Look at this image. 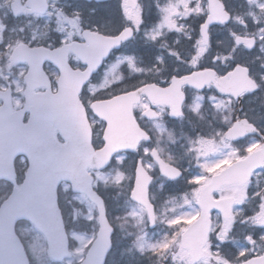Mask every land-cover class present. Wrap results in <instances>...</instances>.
Masks as SVG:
<instances>
[{
  "label": "flooded vegetation",
  "instance_id": "obj_1",
  "mask_svg": "<svg viewBox=\"0 0 264 264\" xmlns=\"http://www.w3.org/2000/svg\"><path fill=\"white\" fill-rule=\"evenodd\" d=\"M28 1L30 0H18V4L14 9H12V4L15 0L9 3L10 19L8 23L21 17L35 15L31 12L36 9L37 3L35 0H31L27 5ZM219 1L223 3L225 10L230 14L228 22H215L204 28L206 19L209 16L208 0H200L203 11L197 14L189 11L183 14L180 21L168 32L167 51L159 54L157 52L155 59L140 63L143 67L140 71L136 70V81L133 88H128L113 95L95 94L92 96L89 89L98 76L95 75L82 88L80 98L92 127L93 146L95 149H99L104 145L105 122L93 115L90 108L91 103L111 98L123 92L138 90L145 85L158 86L155 90H150L149 94H140L138 102L133 106L136 122L148 138H141L139 148L134 152L122 151L116 153L106 169L92 171L94 174L103 173L110 171L117 165L120 172L124 173L126 177L122 180L123 190L127 193V197L125 196L126 202L136 205L130 200L131 188L134 183L137 162L142 161L143 168L152 177L148 187V196L156 216L157 210L171 207L170 201L174 195L188 196L190 190L193 188L195 192L197 187H199L200 193L213 176L220 174L231 164L253 155L254 162L259 163V165L251 173L249 181L243 184L238 183V181L226 184L212 193L215 200L233 199L232 211L229 216L231 218L230 227L228 226L229 217H224L221 211L212 210L209 213L212 225L216 227L213 233L210 234L209 243L214 241L221 246H228L230 242L238 240L241 227L249 228L251 230V232L249 230V234L254 236L257 241L264 237V223L257 222L264 220V8L261 11L256 10V4L261 3L264 6V0ZM72 2L75 3H72L74 5L73 11L77 15H84V18L90 15L89 12L85 13V10L89 8L94 10V8H101V6H107L105 8L108 9L111 4L110 1L101 4L86 0H72ZM58 4L61 5V2H58ZM50 5L51 0H47V12ZM15 12L17 14H14ZM71 24L65 31L66 33H72L67 44L85 43L83 33L86 29L101 32L89 26L77 30L78 27L76 29ZM121 30L117 33L104 32V34L117 35ZM205 31L208 33L206 41L203 40ZM58 36L56 44L53 46H47L45 43L30 46L55 49L60 46V38H62L61 35ZM245 41H254V45L248 47ZM173 53H177L178 56ZM164 54H168V56L163 57ZM158 57L161 59H157ZM225 57L227 59H224ZM68 59L73 69H85V65L73 53H68ZM236 64L246 67L248 77H251L259 85L255 91L239 97L233 96L229 99L228 96L217 91L214 84H205L202 88L182 84L180 86V91L183 93L182 116L172 115L168 104H164L161 111V106L155 103L156 97L160 94V89L167 88L172 77H186L207 69H212L215 73L223 75ZM22 65L26 67L22 77L24 91V75L29 67L26 64ZM42 69L56 89L55 85L59 83L61 78L59 69L50 61H45L42 64ZM210 75L212 76V73ZM53 77H55L54 81L52 80ZM36 91H43V88H38ZM13 95L14 91L12 89V99L15 104L16 99ZM20 97L17 96V99L20 101L23 99L24 102V97ZM221 102H223V106L217 108L216 105ZM0 103H2V100H0ZM197 104L199 109L194 110ZM156 112L159 115H151V113ZM245 120L249 124L255 125L256 131L245 130L246 125L237 123ZM230 129L236 131L235 138H229L227 135ZM58 139L62 142L61 137H58ZM201 139L206 142L210 141L211 144L201 145ZM214 145L219 146L218 150H210ZM145 149L149 150L147 154ZM202 151H205L206 155L201 154ZM153 152L157 154L160 160L178 169L181 173L180 177L169 179L163 176ZM183 152L185 161L179 162V154ZM186 152L190 157L189 161ZM195 155L197 157L193 160ZM21 160L26 161L22 157L16 159L17 162H21ZM222 161L224 162L221 163ZM216 163H219L220 167L214 172H208L204 167ZM235 176L240 180V176L243 175L236 174ZM194 177H203L199 185L194 184ZM94 181L96 182L95 189L97 193L107 204L104 193L107 187L101 182L98 183L96 177H94ZM64 185L68 184L63 183L62 189L65 188ZM68 189H70V185L67 186V191ZM240 190L247 191L249 197L246 200L239 199ZM199 193L195 192L197 200H199ZM196 208L200 209L198 205ZM219 236H224V239H220ZM248 237L250 236H247V241L251 243ZM231 252H236L235 247L231 248ZM263 253L264 248L258 253L250 254L248 258Z\"/></svg>",
  "mask_w": 264,
  "mask_h": 264
},
{
  "label": "rangeland",
  "instance_id": "obj_2",
  "mask_svg": "<svg viewBox=\"0 0 264 264\" xmlns=\"http://www.w3.org/2000/svg\"><path fill=\"white\" fill-rule=\"evenodd\" d=\"M11 1H0V89L11 86L15 99L17 96H21L20 98L23 96L22 77L26 71L25 66L9 62L8 59L17 42L29 45L45 43L47 46H53L56 44L58 35H61L62 38L68 36L69 33L65 31L67 27H70L72 21L75 23L71 25H74L73 27L76 29L78 27L77 30L89 26L107 33H117L124 26H131L135 31L134 38L111 57L89 89L92 96L95 94L106 95L107 92L127 90L132 87L129 85L131 82H134L132 85L135 84L136 70L140 71L143 67L140 65L142 60L137 56V52L141 54L144 51L145 59H151L153 50L154 52L160 50L165 53L168 49V32L180 21L183 14L189 11L197 14L203 11L200 0H135L138 2L136 9L127 7L125 5L126 0H115L109 7H113L115 10L117 8L119 14L115 10L111 12L104 10V14L106 13L104 16L102 14L95 16L98 12L95 8L94 10L89 8L85 10V13L89 12L90 15L84 18V15H77L73 11L72 0H51L50 9L46 14L21 17L8 23L10 19L9 3ZM58 2H61V5ZM121 3H123V8H121ZM105 7L107 6L101 7L100 11ZM263 8V4H256L257 11H261ZM141 16L143 23H140L137 29L136 25ZM153 36H155L154 39ZM156 44L158 45L155 47ZM165 56L168 54L163 55V57ZM126 57L134 58L131 65L125 59ZM123 79H125L123 83L126 84V87L124 86L126 89L122 86L119 88L117 84L121 83L120 81ZM18 86L22 91L17 90ZM117 87L118 89H116ZM179 156V162L185 161L184 152L180 153ZM186 157L189 161L190 157L187 152ZM196 157L195 155L193 160ZM18 168L22 177L25 164L20 163ZM119 173L121 172L116 165L110 171L98 173L95 176L98 183L101 182L107 187L105 194L109 195L106 200L110 213L109 218L116 226L113 237L114 252L109 257L108 264H189V256L178 250L176 243H178L180 229L185 227L196 210V196L193 188L188 196L181 195L178 197L176 205L157 210L156 227L149 229L144 209L126 202L127 193L123 190V179L119 183L115 181ZM5 186V183L0 182V200L5 197ZM60 196L64 219L68 226L67 231L71 240V253L63 263L58 264H76L84 257L90 246L85 248L80 237H83L86 242L96 235L98 229V220H89L87 217L89 215L96 216L97 213L95 207H92L88 200L81 203L76 199L80 195H71L67 188L61 190ZM239 196L242 201L249 197L246 190H240ZM186 200L191 201V203H186ZM90 207H92L91 213ZM175 218H179V223L170 224L169 221ZM72 220L74 221L72 222ZM215 229L216 227H214ZM17 230L21 238L31 246L34 253L42 254V264H57L51 261L48 256L43 235L35 232L30 223L19 224ZM249 230L247 227H241L238 240L230 242L228 246H221L218 242H214L211 245L212 250L209 258L202 260L199 264H225L227 261L239 263L247 259L250 254L260 252L264 248V240L261 238L259 243L254 239V236L249 234ZM247 236L252 237L255 243H249ZM127 242H130V252L133 253L130 256H128L129 250L120 249V245L123 243L125 246L124 243ZM161 245H167V247L161 248ZM117 246L118 249L115 250ZM232 247H235L236 252H231ZM77 249H81L83 254L78 253ZM124 251L127 255L126 260L122 257ZM241 251H245V255L242 256Z\"/></svg>",
  "mask_w": 264,
  "mask_h": 264
},
{
  "label": "snow or ice",
  "instance_id": "obj_3",
  "mask_svg": "<svg viewBox=\"0 0 264 264\" xmlns=\"http://www.w3.org/2000/svg\"><path fill=\"white\" fill-rule=\"evenodd\" d=\"M121 8H123V3H121ZM43 11V9H41ZM75 23V21H72ZM140 23H143L142 16L137 22V29ZM132 28H125L121 33L115 37H99L97 33L84 32L83 35L91 40L94 36L99 37L103 40L102 49L97 51L95 63L99 62V56L107 54L108 49H110L114 44H119L122 40L132 36ZM72 33H69L67 37L62 38L60 46L53 49L51 47L45 48L39 46L37 48L29 47V44L17 42L12 55V62L15 63L18 60H26L30 66L29 74L32 72L40 73L42 72L41 63L45 58L56 59V57L61 54L66 47H68L67 41L71 38ZM155 36H153V39ZM208 39V33L205 31L203 34V40ZM248 47L254 45V41H245ZM86 45H80V48H86ZM19 52V54H17ZM177 55V53H173ZM81 58L89 60L90 68L94 66V62L90 59L89 53L84 51L81 53ZM129 64L133 63V57H126ZM157 59H161L158 57ZM224 59H227L225 57ZM195 66V62H194ZM212 73L211 78L193 80L190 77H172L171 82L167 88L160 89V94L156 97L155 103L161 106L168 104L171 108V114L175 116H182V104H183V93L180 91V86L184 83L194 84L195 87L201 88L205 83L209 85L215 84L217 90L229 97L233 96H243L248 92L255 91L259 87L251 77L247 76V68L241 64H236L231 70L225 72L223 75L215 73L212 69L202 70ZM243 73L246 82L242 83L239 87H234L230 77L233 73ZM152 87H158L153 85ZM18 91L22 89L17 88ZM27 99L24 103H21L19 99L15 100V108L9 107L7 111H0V123L5 126L11 123L12 126L19 130H28L33 125L36 119V110L32 103L31 96L25 93ZM217 108L223 106V102L216 105ZM199 105H195L194 110H198ZM31 110L32 116L29 117L27 123H23V114L25 111ZM151 115H159L158 112L151 113ZM237 123H242L246 125L245 130L256 131L255 125L249 124L245 121H238ZM143 135L144 139L148 137L146 134ZM229 138H235L231 135V129L227 134ZM139 137H133L126 142L116 145L111 151L105 153L103 156L99 157L96 164L91 163L90 156L86 153L82 159L78 168L73 169L62 162H57L52 166L51 171L46 178H42L40 175L42 162L40 157L34 152L31 147H16L11 153H9L10 158L13 161L12 175L7 177V183L5 186V197L0 200V264H42V254L34 253L31 246L24 241L21 236L16 232L17 222H28L31 224L32 229L45 237L49 243L50 252L54 251L56 247L63 246L66 250V245L68 241V233L65 231V221L63 216V211L61 207V196H60V182L70 181L73 191L79 192L80 196L76 197L81 203L89 200L90 197H94L90 201L92 207L97 208V215H89L87 218L89 220L97 219L101 225L100 236L104 238L105 241V251L104 256L107 255V249L111 248V225L107 221V210L104 205L102 197L95 192L90 181V173L88 168L102 167L104 164L110 162L112 153L120 148H131L133 150H138ZM211 144L210 141L206 142L201 139L200 144ZM63 147V146H62ZM219 146L214 145L210 150H218ZM23 151L27 156L28 171L22 182H17L15 178V168L14 161L16 155ZM148 149H145V153H148ZM201 154H205L202 151ZM153 156L156 162L160 164L161 172L169 179H175L179 175L178 169H172L170 165L160 160L155 152ZM222 161L221 163H223ZM208 172H214L220 167L219 163L212 164L211 166H204ZM126 178L124 173H119L115 181L119 183L120 180ZM133 179L132 177H128ZM152 177L143 168V162H137V167L134 176V183L131 188L132 198L138 200L141 205L147 207L149 218L153 223H155L156 217L152 212L151 205L147 201V191L148 184ZM203 177H194L193 182L199 185V182ZM68 185H64L65 189ZM213 188H219V184L213 185L209 188V193ZM196 193H199V187L195 189ZM211 198V197H210ZM186 203H191V201H185ZM215 206L221 208V211L226 217H229L231 202L221 203L220 201H215L213 199ZM92 207L89 208L91 213ZM202 214L200 209L195 210V213L191 215V220H196L198 216ZM258 223H264V220L257 221ZM170 224L176 225L179 223V218H175L169 221ZM231 218L228 219V226L230 227ZM220 239H224V236H219ZM264 238V237H262ZM84 247L87 248L88 245H93V241L96 240V236L88 239L86 242L83 237H80ZM251 243H255L251 237H248ZM204 242L207 243V236H204ZM94 246V245H93ZM210 246V245H209ZM161 248L167 247V245H161ZM205 251L208 249L205 248ZM81 255V249L76 250ZM242 256L245 255V251H241ZM53 259H62V254L60 256H53ZM189 264H192L189 261ZM245 264H256L255 260H248Z\"/></svg>",
  "mask_w": 264,
  "mask_h": 264
},
{
  "label": "water",
  "instance_id": "obj_4",
  "mask_svg": "<svg viewBox=\"0 0 264 264\" xmlns=\"http://www.w3.org/2000/svg\"><path fill=\"white\" fill-rule=\"evenodd\" d=\"M87 1H92V0H87ZM93 1L101 2L107 0H93ZM36 3L37 6L35 11L44 13L45 10L47 9L46 0H36ZM17 4H18V0H15V3L12 5V9H14V7L17 6ZM127 6L131 8H136L137 4L134 0H127ZM41 9H43V11H41ZM209 11H210V16L207 20V24L216 21L226 22L229 20V14L225 12L224 6L218 0H209ZM215 14H217L216 17ZM84 32H90V31L86 30ZM99 37H107V36L99 34ZM99 37L94 36L91 40H89L87 37L84 36L86 40V44L72 43L68 45V47H66L65 50L56 57V59L45 58L42 61V63L45 60H50L54 62L55 65L62 72L63 81L59 85V91L57 93L46 92L41 95H35V96L31 95L30 90H32L33 87H35V84L31 82V78H30L33 75V73L28 74L26 76V84H27L26 93L31 96L32 103L36 110V119L33 125L28 130H19L14 126H12L11 123H8L6 126L3 123H0V179L6 180L7 177L12 175L13 161L10 158L9 153H11V151L16 147L28 146L34 150V152L40 157V160L42 162L40 175L42 178H46L49 172L51 171L52 166L57 162H62L67 166L76 169L79 167L82 159L87 153L91 158V163L95 165L99 157L111 151L116 145L126 142L133 137H139L140 140L141 137L140 135L143 133L138 128L136 121L133 117L132 105L138 101V97L141 93L149 94L150 90H155L157 88V87H152L153 85L144 86L137 91H131L116 96L110 100L97 101L92 103L91 108L94 114L97 115L99 118L104 119L107 122V126L104 131L105 146L97 151H94L92 147L91 128L86 118L84 107L81 104L78 96L80 94L82 86L90 79V77L94 73L97 72L99 67L102 65L103 61L109 56L110 52L113 49H118L122 43H125L128 40H130L133 37V34L129 38L122 40L119 44H114L110 49H108L107 54L100 55L99 62L95 63L96 53L97 51H100L102 49V44H103V40H101ZM80 45H86L87 47L82 49L80 48ZM70 50L73 51L74 54H76L85 64H87L85 71L73 70L70 67L67 61V53ZM84 51H87L89 53L90 59L94 62V66L91 68H90L89 60L81 58V53H83ZM17 54H19V52ZM10 59L12 60V56ZM18 61H26V60H18ZM247 76H248V71H247ZM186 77H190L193 80H200V79L211 78V75L210 72L203 71V72H196ZM230 80L232 81L234 87H239L242 83L246 82V78L244 74L239 72L233 73L232 77H230ZM184 84L195 86L194 84L187 82ZM205 84L208 85V83ZM4 94L7 95L8 92ZM9 107L12 108V104L10 98L7 96L5 98L4 104L0 106V111H7ZM29 111L31 117L32 111L31 110ZM56 129H58L63 139L66 140V143L60 144L56 140L54 136V131ZM235 132L236 131L234 129H231L232 136H234ZM121 150H133V149L120 148L115 150L112 153V156L115 152ZM20 154L26 156V154L23 151H21L16 155V157ZM250 160L251 159L249 158L245 161H241L239 163H235L234 165L230 166L228 169L223 171L222 174L214 177L212 183L209 185L208 188H212V186L216 184L220 185L222 181H224V179H228L230 177L232 171H235L237 169H243L245 167L248 169L249 167H251ZM108 164L109 162L104 164L102 167L92 166L89 168L101 169L106 167ZM171 168L176 169L172 166ZM15 176H16V172H15ZM90 181L92 182L91 175H90ZM67 182L70 183V181ZM89 199L93 200L94 197H90ZM132 200L140 204L138 200L134 198H132ZM147 201L148 204H150L148 200V196H147ZM201 205L203 209L202 214L192 225L188 227V229L184 232L182 236V245L183 247L188 248L190 250L193 262H197L201 258L207 256V252L204 251L203 246L205 245L204 236L206 235L208 237V233L210 230L208 210L216 209V208L221 209L220 207L215 206L213 201L211 200L208 203H206L204 201V198L202 197H201ZM145 209L148 212L147 207H145ZM151 209L153 212L152 205H151ZM100 228L101 225L99 223V231L97 233L96 240L93 241L94 246L93 245L90 246L85 258L80 262V264H105L107 255L106 256L103 255L105 251V241L104 238L100 236ZM46 243L51 258L53 256H60L62 254V259L52 258L55 261L58 262L62 261L69 254L68 241L66 245V250L63 246H58L52 252H50L49 250V243L47 240ZM111 247H112V243H111ZM110 249H107V254L110 251ZM250 260H255L256 264H264V255ZM227 264H231V263H227ZM242 264H245V262Z\"/></svg>",
  "mask_w": 264,
  "mask_h": 264
},
{
  "label": "trees",
  "instance_id": "obj_5",
  "mask_svg": "<svg viewBox=\"0 0 264 264\" xmlns=\"http://www.w3.org/2000/svg\"><path fill=\"white\" fill-rule=\"evenodd\" d=\"M114 1H115V0H114ZM116 5H117V4H116ZM116 7H117V6H116ZM112 10L114 11L115 9H114L113 7L108 8L107 12H111ZM115 11H116V13L118 12L117 8H116ZM100 13L102 14V16H104V15L106 14V13L104 14V11H101ZM118 14H119V12H118ZM146 47H147V46H146ZM137 54H138V53H137ZM127 245H128V248H127ZM129 245H130V243L128 242L125 246H122V248H121V249L124 248L125 250H129V254H128V256H130V255L133 254L132 252H130V246H129ZM135 253H136V252H135ZM136 254H137V253H136ZM120 255H121V253H120ZM122 257H123L124 260H126L125 257H127V255H126L125 251H124V254H122Z\"/></svg>",
  "mask_w": 264,
  "mask_h": 264
}]
</instances>
